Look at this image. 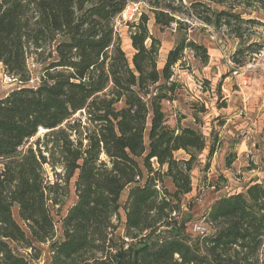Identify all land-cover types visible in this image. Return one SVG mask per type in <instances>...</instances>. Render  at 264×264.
I'll use <instances>...</instances> for the list:
<instances>
[{"label": "trees", "instance_id": "1", "mask_svg": "<svg viewBox=\"0 0 264 264\" xmlns=\"http://www.w3.org/2000/svg\"><path fill=\"white\" fill-rule=\"evenodd\" d=\"M139 1L159 30L179 22L171 0H0V65L20 83L0 96V264H31L45 243L46 264H264V176L214 199L205 232L186 231L182 206L192 208L185 197L205 140L172 126L164 104L181 87L174 68L185 49L204 64L208 52L181 36L159 66L160 40L141 12L128 24V56L114 18ZM232 1L189 3L207 24L251 22ZM46 45L54 59L28 85L27 59Z\"/></svg>", "mask_w": 264, "mask_h": 264}, {"label": "rangeland", "instance_id": "2", "mask_svg": "<svg viewBox=\"0 0 264 264\" xmlns=\"http://www.w3.org/2000/svg\"><path fill=\"white\" fill-rule=\"evenodd\" d=\"M190 1L171 0V4L177 7L175 16L179 18V22L172 23L164 30H159L153 25L149 5L144 1L128 3L125 10L114 20L116 35L122 48L130 56L133 49L130 46L128 24L137 20L141 12L149 16V29L160 40L157 58L159 66H162L166 53L181 36H186L187 39L201 43L207 48L206 64L202 63L192 50L185 49L181 63L174 68L181 87L177 90L175 99L164 104L172 126H191L204 135L205 147L193 162L194 166L190 172L192 189L185 197V200H192V208L188 210L182 206L184 214L191 215L186 231L195 235L197 232L192 229L193 223H200L206 229L209 228L201 215L214 199L220 195L242 191L248 184L261 181L264 176V86L257 72L246 73L249 79L242 81L239 86L235 85L228 63L229 58L238 65L251 58L256 59L257 63L263 61L264 6L258 1L233 0L236 5L233 11L251 22L232 19L228 26H217L194 17ZM212 8L220 10L222 7L212 4ZM235 32L241 36L238 37ZM50 49L51 47L46 45L43 53H32L28 57L29 80L26 84L36 86L40 82L44 65L54 59V54L49 56ZM18 85L20 83L9 77L0 65V96ZM84 116L83 113L74 115L81 117L82 121ZM220 121L224 123L221 125ZM44 131L46 129L38 131L29 139L28 144L41 137ZM218 133L219 147L208 158V145L213 135ZM175 156L188 158L182 149L176 151ZM228 158L232 159L230 164L227 162ZM44 168L49 179L53 180L52 169L47 164ZM68 197L66 205L74 199L72 192ZM122 227L120 223L117 233L122 231ZM48 244L39 245L40 258L31 260V264L47 263Z\"/></svg>", "mask_w": 264, "mask_h": 264}, {"label": "built area", "instance_id": "3", "mask_svg": "<svg viewBox=\"0 0 264 264\" xmlns=\"http://www.w3.org/2000/svg\"><path fill=\"white\" fill-rule=\"evenodd\" d=\"M264 55V53H263ZM263 61L258 62L256 59L251 58V60L245 61L244 64L238 65L230 58L228 59V63L230 64V75H232V79L234 81L235 85H240L242 81L248 80V76L246 73L248 72H257V74L260 76L261 83L264 86V56H262ZM192 229L194 232L201 233L205 232L207 229L200 223H193Z\"/></svg>", "mask_w": 264, "mask_h": 264}, {"label": "bare ground", "instance_id": "4", "mask_svg": "<svg viewBox=\"0 0 264 264\" xmlns=\"http://www.w3.org/2000/svg\"><path fill=\"white\" fill-rule=\"evenodd\" d=\"M41 130H44V128H43V127H41V128L39 129V131L41 132Z\"/></svg>", "mask_w": 264, "mask_h": 264}, {"label": "crops", "instance_id": "5", "mask_svg": "<svg viewBox=\"0 0 264 264\" xmlns=\"http://www.w3.org/2000/svg\"><path fill=\"white\" fill-rule=\"evenodd\" d=\"M227 97V96H226ZM234 118H235V114H234ZM227 120H230V119H227ZM178 152H179V150H178Z\"/></svg>", "mask_w": 264, "mask_h": 264}]
</instances>
